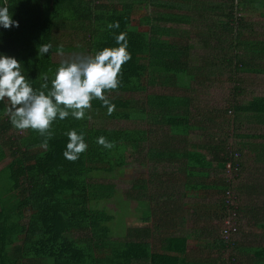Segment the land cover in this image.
I'll return each mask as SVG.
<instances>
[{
    "label": "trees",
    "instance_id": "obj_1",
    "mask_svg": "<svg viewBox=\"0 0 264 264\" xmlns=\"http://www.w3.org/2000/svg\"><path fill=\"white\" fill-rule=\"evenodd\" d=\"M5 3L19 27L0 26V54L21 62L34 89L41 90L45 73L51 88L60 64L53 57L61 46L66 55L94 54L119 47L115 36L124 32L131 58L121 66L118 89L105 90L115 105L112 114L94 98L85 119L57 118L50 139L32 129L14 128L6 103L0 101V165L9 160L0 171V264H187L190 237L175 235L170 220L165 222L171 232L168 228L166 238H158L160 249L148 241L157 229L149 213L153 211L149 199L155 196L148 192L144 170L131 159V153L149 141L147 130L96 128L91 121L97 114L116 121L151 118V124L167 127L165 145L171 159L172 149L184 141L181 135L189 133L186 125L195 102L191 85L210 82L212 58L225 57L224 71L235 101L223 110L226 115L234 113L229 116L234 123L256 118L264 125V96H256L254 83L244 78L264 75L261 64L253 66L256 59L264 60V37L256 36L254 24L246 17L259 11L264 0H0V6ZM260 15L264 18V12ZM117 21L119 28H107ZM63 38H69L67 44ZM41 44L52 45L44 56L38 53ZM70 130L83 133L88 145L74 162L63 155L68 143L65 133ZM101 136L114 147L96 143ZM258 137L242 134L238 148L224 139H213L210 147L205 142L198 144L204 148L191 145L190 167L207 173L213 169L223 179L220 188L210 185V196L218 195L215 202L201 206V214L199 210L189 213L196 215L198 238L212 241L210 247L193 249L191 257L198 261L241 264L243 210L238 186L231 184L241 181L243 172L256 175L252 158H245L242 149L257 145ZM189 139L187 144L196 141ZM230 163L239 168L234 182L226 176ZM118 171L131 176L126 199H121L118 184L109 178ZM190 189L200 194L208 190ZM228 192L238 203V230L226 240L223 233L232 208L226 204ZM120 209L130 216L123 214L121 223L116 218ZM251 260V264H264V247Z\"/></svg>",
    "mask_w": 264,
    "mask_h": 264
},
{
    "label": "crops",
    "instance_id": "obj_2",
    "mask_svg": "<svg viewBox=\"0 0 264 264\" xmlns=\"http://www.w3.org/2000/svg\"><path fill=\"white\" fill-rule=\"evenodd\" d=\"M260 12H264V3L260 5L259 11H250L246 17L248 22L254 24L256 36L262 39L264 37V18L260 15ZM214 82V79H211L210 82L195 83L197 86L191 85V90H193L191 94L194 96L195 102L194 107L191 109L190 121L186 125L189 126V133L187 136L181 135L184 141L182 140L181 145L172 149L175 153L173 158L170 159L168 156L170 153H168L165 145L167 127L161 128L160 125L152 127L153 124L149 121V124H146L143 128H132L147 130L149 136V141L143 144L145 148L144 156L136 161V158L132 159L137 167L144 170L143 179L147 182L148 192L151 196H155V198L149 199V205L153 210L149 213L152 214L157 229L151 234L148 241L152 245L156 244L157 248L160 249L159 241L162 239L158 240V238L161 235L160 238L164 239L167 236V229L169 228L170 232L172 229L167 227L165 219H168L170 224L174 226L175 235L177 233L190 237L188 239L190 242L188 248L190 256L187 264H210L208 261H198L191 257L193 249H198L196 246L203 248L209 246L212 241H207V238H198L199 234L195 227L197 223L193 221L196 215L191 216L189 213L199 210L200 212L197 214H201L204 207H210V203L215 202L216 197H218L217 192H213L214 196H210V185L220 188L223 185V179L221 174H216L213 169L210 170V173H203L198 169L193 170L190 167L187 155L193 149L191 145L204 148L198 144L205 142L203 145L208 146V144L214 142L213 139L222 140L225 138L227 141L234 139V145L238 148L237 139L242 134L249 133L253 134L255 139L256 136H259L257 145L246 146L242 150L246 154L245 158H252L250 164L254 170L252 167L251 170L256 175H245L243 172L241 181L239 180V185L237 184V192L239 193V204L243 210L241 224L245 231L243 234L241 233L240 262L241 264H251L253 261L251 259L255 257L258 248L264 247V152L262 151L264 150V140L262 139L264 137V125H261V122L256 118L250 122L247 119H239V122L234 123L233 118H229L234 113L230 111L226 115L227 111L223 110L224 106L235 101L234 96L231 94L232 86L229 84L231 86L227 90L229 93L220 103L216 102L214 98L213 92L215 91L212 89V87H215ZM199 88H203L205 91L210 90V95L207 93L201 94ZM253 88L256 96H264V80L254 81ZM239 100L240 98L237 99V101ZM129 120L134 121L135 119ZM182 126L184 127V125ZM238 134L239 136L236 137ZM189 138L196 139V141L187 144ZM259 142L261 144H258ZM208 150L204 152H208ZM128 156H130V153H128ZM194 186L207 188L208 190H203L205 193L200 194V192L190 189ZM162 235L164 236L162 237ZM253 264L257 263L254 262Z\"/></svg>",
    "mask_w": 264,
    "mask_h": 264
},
{
    "label": "clouds",
    "instance_id": "obj_3",
    "mask_svg": "<svg viewBox=\"0 0 264 264\" xmlns=\"http://www.w3.org/2000/svg\"><path fill=\"white\" fill-rule=\"evenodd\" d=\"M0 26L5 29L19 27V23L12 19L6 3L0 6ZM107 28H119V22L109 23ZM126 37L124 32L115 36L119 47L104 48L94 54H72L63 58L53 73L50 89L47 73L41 77V90L34 89L23 74L21 62L14 57L0 54V101L7 105L6 112L11 125L21 131L35 130L40 136L50 139L53 135L51 125L57 118L64 120L72 116L76 120L85 119L94 98L99 99L111 115L115 105L110 102L105 90L118 89L121 66L131 58L126 51ZM51 49V44H41L38 53L44 56ZM59 55L64 57L62 46ZM65 135L68 143L63 155L74 162L87 150L88 145L83 133L70 130ZM96 143L106 149L114 147L103 136L98 137Z\"/></svg>",
    "mask_w": 264,
    "mask_h": 264
},
{
    "label": "rangeland",
    "instance_id": "obj_4",
    "mask_svg": "<svg viewBox=\"0 0 264 264\" xmlns=\"http://www.w3.org/2000/svg\"><path fill=\"white\" fill-rule=\"evenodd\" d=\"M104 1H109V0H104ZM66 32H69V30H66ZM63 41L65 44H67L68 43L67 41H69V38H65V40L63 38ZM197 53L200 54L199 52H197ZM70 55H72V54H68V55L64 54V57H62L61 55L58 54V55H54L53 58L55 61H61L63 58L70 56ZM212 60L214 61V62H212L213 68H211V67L210 68L213 70L210 71V73L212 72L213 74L211 75L210 78L214 79V81H215L213 84V85H215V87H212V89L215 91V92H213V94L215 96L214 98H215L216 102L221 103L224 100V98L227 96V94L229 93V92H227V90L232 85L230 84L231 85L230 86L229 82L227 81V76H228L227 73L228 72L226 73V71H224V66L226 65L225 57H220L219 59L212 58ZM259 64H261V66L264 68V60L263 59H256V61L253 63V66H256V65L259 66ZM244 78H245L246 83H249V81L254 83V81H256L258 79L264 80V76H261V75H256V76L246 75V76H244ZM194 86H197V85L194 84ZM168 90L170 91V89H168ZM169 91H166V92L168 93ZM199 91L201 94L207 93L210 95V90L205 91V90H203V88H199ZM158 92H162V91H158ZM114 95H116V94H111L109 96H114ZM116 96H120L123 98L129 97V95H127V94H121V95H116ZM134 119H135L134 121L133 120H129V121L128 120H123V121L108 120L102 114H97L95 119L92 120L91 123H92L93 127H96V128L132 129V128H143L146 124H149V121L152 120L151 118H146V120H145V118H142V117H136ZM151 126L154 127L155 125H151ZM155 128L157 129V126ZM217 140L218 139H216V142H218ZM224 140H225V138H224ZM233 140L234 139H231L228 141L226 140V142L227 143L229 142V144L231 146L236 147L234 145L235 140L234 141ZM142 148L143 149H141L139 152L131 153V156H132L131 159L136 158L135 159V161H136L138 158L143 157L144 153H145L144 145H142ZM8 163H9V160H6L5 162H3L0 165V171H2ZM203 173H207V172H203ZM203 175H206V174H203ZM109 178L113 179V180H111L113 183L115 182L116 184H118L119 193L122 195L121 199H126V189L130 187V182H131L130 173H128L126 171L119 173V171H118L113 176L109 175ZM237 184H238V181H236L235 183H232L231 185H233L232 187H234ZM236 193H238V192L236 191ZM125 203H126V201H125ZM126 206H127V203H126ZM123 214L130 217L128 215L126 209L124 211L120 209V211L117 212V214H116V218H118V221L120 223L122 222Z\"/></svg>",
    "mask_w": 264,
    "mask_h": 264
},
{
    "label": "built area",
    "instance_id": "obj_5",
    "mask_svg": "<svg viewBox=\"0 0 264 264\" xmlns=\"http://www.w3.org/2000/svg\"><path fill=\"white\" fill-rule=\"evenodd\" d=\"M226 176L228 178V181L229 182H234L238 177V174H239V168H238V165H233V164H228L227 167H226ZM227 200V205H229L231 208L230 210V219L227 220L226 222V226H225V229H224V238L226 240H229L230 238H232L234 235L237 234V230H238V214H237V202H236V199L233 195V193L231 192H228V196L226 198Z\"/></svg>",
    "mask_w": 264,
    "mask_h": 264
}]
</instances>
